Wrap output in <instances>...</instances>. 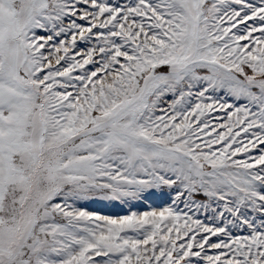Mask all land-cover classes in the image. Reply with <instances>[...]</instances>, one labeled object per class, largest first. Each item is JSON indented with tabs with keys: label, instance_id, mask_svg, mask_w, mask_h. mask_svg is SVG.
I'll list each match as a JSON object with an SVG mask.
<instances>
[{
	"label": "snow or ice",
	"instance_id": "snow-or-ice-1",
	"mask_svg": "<svg viewBox=\"0 0 264 264\" xmlns=\"http://www.w3.org/2000/svg\"><path fill=\"white\" fill-rule=\"evenodd\" d=\"M0 264H264V0H0Z\"/></svg>",
	"mask_w": 264,
	"mask_h": 264
}]
</instances>
